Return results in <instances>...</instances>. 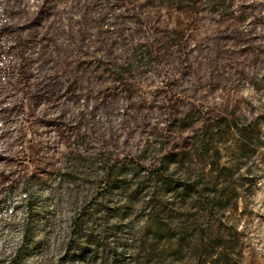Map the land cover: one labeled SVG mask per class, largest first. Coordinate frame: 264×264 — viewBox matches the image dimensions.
I'll list each match as a JSON object with an SVG mask.
<instances>
[{
  "label": "rangeland",
  "instance_id": "374dc122",
  "mask_svg": "<svg viewBox=\"0 0 264 264\" xmlns=\"http://www.w3.org/2000/svg\"><path fill=\"white\" fill-rule=\"evenodd\" d=\"M121 1L0 0V264H264V0Z\"/></svg>",
  "mask_w": 264,
  "mask_h": 264
},
{
  "label": "trees",
  "instance_id": "16d2710c",
  "mask_svg": "<svg viewBox=\"0 0 264 264\" xmlns=\"http://www.w3.org/2000/svg\"><path fill=\"white\" fill-rule=\"evenodd\" d=\"M91 1H93V0H87L88 3H90ZM121 2H125V3H126V2H128V1H127V0H124V1H121ZM75 4H79V3L76 1ZM56 15H57V9L54 7V4L49 5V7H47V16H51V17L47 18V20H48V21H52V25L49 26V27H47V29H49V28H52V29L57 28V27L55 26L56 24H54V23H56ZM246 57H247V55H246ZM246 57H245V58H246ZM122 75L124 76V74H122ZM130 77H131L130 74L127 73V74H125V77H124V78L122 77V79H123L124 81H126V80H128Z\"/></svg>",
  "mask_w": 264,
  "mask_h": 264
}]
</instances>
